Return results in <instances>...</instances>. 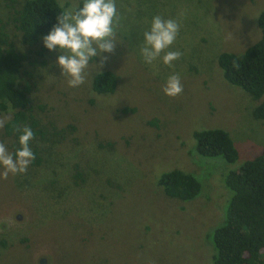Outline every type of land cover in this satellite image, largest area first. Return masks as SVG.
<instances>
[{"label":"rangeland","instance_id":"1","mask_svg":"<svg viewBox=\"0 0 264 264\" xmlns=\"http://www.w3.org/2000/svg\"><path fill=\"white\" fill-rule=\"evenodd\" d=\"M20 1L0 0V19ZM263 8L264 0H118V44L102 67L96 58L118 77L110 94L93 90L94 64L86 83L70 88L54 63L58 53L37 55L42 42L31 47L38 64L26 66L31 75L23 80L44 131L30 143L41 159L26 173L0 177V264H213L211 235L232 196L228 164L264 149V119L253 115L264 96L230 84L218 55L240 53L260 37ZM154 15L181 24L172 49L182 55L171 68L158 60V75L138 56ZM173 72L184 90L171 97L162 89ZM11 115L0 112V121ZM207 128L230 134L235 163L194 152L193 132ZM11 141L0 127L9 152ZM174 168L200 180L194 199L169 198L158 186Z\"/></svg>","mask_w":264,"mask_h":264},{"label":"trees","instance_id":"2","mask_svg":"<svg viewBox=\"0 0 264 264\" xmlns=\"http://www.w3.org/2000/svg\"><path fill=\"white\" fill-rule=\"evenodd\" d=\"M58 0H21L13 5L6 19H0V112L11 110V117L4 123V136L12 139L11 152L17 147L16 126H30L34 137L44 136L38 127L30 96L28 82L24 76L31 73L27 65L38 61L31 56L33 46L41 44L42 37L56 23L60 8ZM260 37L240 53L222 51L218 64L224 78L240 87L254 99L264 96V8L257 16ZM16 35L22 50L12 40ZM46 48L36 50L44 55ZM44 64V61L41 62ZM118 77L110 70L101 71L93 78V90L99 94L112 93ZM39 108H43L38 104ZM255 118L264 119V99L253 110ZM28 122V124H27ZM33 137V138H34ZM194 152L205 158H223L235 163L239 150L230 134L221 128H207L193 132ZM31 143V141H30ZM35 161L41 158L36 148ZM224 175V185L232 190L224 222L211 235L215 249L213 264H264V149L253 158L246 159L238 167L229 168ZM76 172L75 176L79 177ZM163 193L173 199L189 201L201 191V182L193 173L174 168L163 172L157 179Z\"/></svg>","mask_w":264,"mask_h":264},{"label":"clouds","instance_id":"3","mask_svg":"<svg viewBox=\"0 0 264 264\" xmlns=\"http://www.w3.org/2000/svg\"><path fill=\"white\" fill-rule=\"evenodd\" d=\"M118 0H73L62 9L56 23L43 35L42 44L48 51L58 53L54 63L60 68V76L65 77L70 88L84 85L90 75L89 66H96V73L101 74V67L108 60L105 53H113L117 46L116 31L119 26L120 14L117 9ZM184 13H181V16ZM148 27L143 31V39L138 47L141 62L153 69L158 75L156 62L174 67L182 53L173 50L180 31V21L176 18H165L154 15L146 21ZM163 53V55H161ZM99 58V65L97 60ZM163 93L177 96L183 92V84L178 73L169 74L164 81ZM4 121H0V127ZM19 147L9 152L0 142V177L26 173L35 160L30 141L34 137L33 129L24 125L16 126Z\"/></svg>","mask_w":264,"mask_h":264}]
</instances>
